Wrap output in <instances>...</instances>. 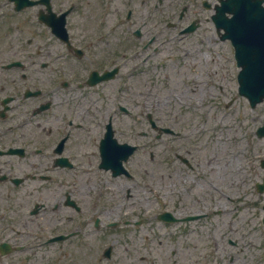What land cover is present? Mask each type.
Segmentation results:
<instances>
[{
  "label": "flooded vegetation",
  "instance_id": "obj_1",
  "mask_svg": "<svg viewBox=\"0 0 264 264\" xmlns=\"http://www.w3.org/2000/svg\"><path fill=\"white\" fill-rule=\"evenodd\" d=\"M161 3L0 0V264H212L217 246L224 250L241 228L234 217L247 194L263 208L264 191L216 185L209 169L193 177L194 185L168 192L137 181L135 152L125 163L128 174L99 167L107 122L115 142L122 135L151 158L149 132L119 127L113 97L104 96L110 81H133L128 64L121 74L120 51L143 34H164L162 18L152 31L136 25ZM113 68L110 80L88 83L91 71ZM161 160L167 172L168 160ZM177 162L181 173L193 167ZM135 185L150 191L137 195ZM165 211L176 221L162 220ZM200 246L206 259L186 257L185 248Z\"/></svg>",
  "mask_w": 264,
  "mask_h": 264
},
{
  "label": "rangeland",
  "instance_id": "obj_2",
  "mask_svg": "<svg viewBox=\"0 0 264 264\" xmlns=\"http://www.w3.org/2000/svg\"><path fill=\"white\" fill-rule=\"evenodd\" d=\"M178 2L179 0H165L161 3L156 12H152V24L161 15L159 9L162 6L164 10L174 9L172 14L176 15L179 8L175 5ZM210 13L209 9L190 7L184 22L194 15L200 20L199 27L192 35L179 37L174 34L155 38L144 50L141 42H147L149 38L140 40V48H136L135 55L138 67L133 80L135 85L125 87L126 96L129 93L135 111H151L157 124L167 125L181 132L178 137L163 136L169 144L166 148L167 157L175 158L174 151L178 152L191 158L201 171L209 169L207 174L216 179V185H231V190H234L232 186L240 185L247 192H254V182L264 174V170L259 167V159L264 157V137L256 138L250 129H254V125L259 124L264 117V102L251 110L246 100L237 93L238 69L232 48L228 41L217 38L211 22L205 21ZM139 23L140 21L136 25ZM136 42L139 43V40ZM201 80H207L208 83L199 82ZM148 81V84H143ZM204 86L209 90L206 94H202ZM118 121L120 125H129L127 118ZM135 122L136 125L141 123L144 126L141 117H137ZM242 126L247 127L241 128L246 137L241 141L239 128ZM156 142L154 144L157 146L152 149L156 155L150 160L147 153V158L144 159L141 152L138 155L140 159L135 161L138 172L148 174L147 178L157 191L171 192L178 190L183 184L194 185V174L178 172L177 163L167 167L168 173L164 172V164H161L163 147L159 140ZM179 175L188 177L185 179L187 182L181 183L180 180L183 179ZM244 176L247 179L242 183L241 178ZM134 190L137 195L145 192L136 185ZM243 200L245 203L241 205L239 215L234 217V223L237 226H240L239 221L245 223L242 230L245 235L241 240L236 238L237 245L230 248V253L234 256L231 264H253L249 259L243 262L240 257L253 250L256 244L254 236H258L257 230L261 226L260 203L253 206L259 199L254 194H247ZM142 204L144 203L139 208ZM137 211V218L145 217L143 209ZM235 213L236 210H233V215ZM189 250L193 251L187 253ZM217 250L220 251V248ZM183 251L186 257L200 261L206 259L203 256L206 251L204 246L187 247Z\"/></svg>",
  "mask_w": 264,
  "mask_h": 264
},
{
  "label": "water",
  "instance_id": "obj_3",
  "mask_svg": "<svg viewBox=\"0 0 264 264\" xmlns=\"http://www.w3.org/2000/svg\"><path fill=\"white\" fill-rule=\"evenodd\" d=\"M260 2L261 0H242L236 5L247 19L246 37L238 30L240 15L237 10L236 16L231 22H224L221 17L222 12L216 16V19L225 25L228 36L233 40L237 63L242 66L238 76L240 83H242V79H249L252 68H259L264 65V51L257 47L261 42L264 44V8L260 6ZM247 86L248 83L244 87L246 90Z\"/></svg>",
  "mask_w": 264,
  "mask_h": 264
},
{
  "label": "bare ground",
  "instance_id": "obj_4",
  "mask_svg": "<svg viewBox=\"0 0 264 264\" xmlns=\"http://www.w3.org/2000/svg\"><path fill=\"white\" fill-rule=\"evenodd\" d=\"M202 94H206L208 92V88L206 86L202 87ZM199 102V100H197Z\"/></svg>",
  "mask_w": 264,
  "mask_h": 264
}]
</instances>
